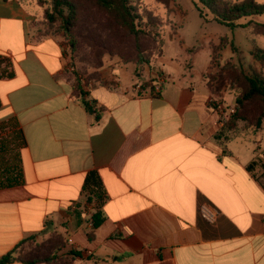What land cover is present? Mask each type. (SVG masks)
<instances>
[{"label":"crops","instance_id":"0c3cea01","mask_svg":"<svg viewBox=\"0 0 264 264\" xmlns=\"http://www.w3.org/2000/svg\"><path fill=\"white\" fill-rule=\"evenodd\" d=\"M37 13L0 0V54L13 67L0 78V123L14 120L26 141L24 183L0 189V258L56 235L73 264H264V121L214 125L211 62L202 74L162 58L154 69L115 66L80 97L70 46L39 38ZM160 70L168 80L152 95ZM91 171L103 202L84 192ZM202 204L219 211L215 224L200 217Z\"/></svg>","mask_w":264,"mask_h":264},{"label":"rangeland","instance_id":"374dc122","mask_svg":"<svg viewBox=\"0 0 264 264\" xmlns=\"http://www.w3.org/2000/svg\"><path fill=\"white\" fill-rule=\"evenodd\" d=\"M26 1L38 10L33 22L34 27L38 29V37L61 35L70 46L74 56L72 63L79 77L89 83H105L103 70L119 65L130 64L131 68L137 65V70L142 71L144 67L154 69L160 66L159 61L162 58L161 61L164 60L168 66L181 67V71L192 69L193 72L202 74L211 62L209 70L205 72L206 79L221 85L224 95L226 93L230 99L232 97V102H236L244 85H234L233 66H239L249 74L264 78L262 70L255 68L250 54L255 46L264 49V36L251 34L242 28L232 30L219 24L207 12L203 17L198 0H131L140 15L139 27L142 33L137 36L124 30L110 32L106 27V13L98 9L93 0H75L81 16L72 35L79 43L76 52H73L68 38L60 28L61 22L50 24L43 19L45 9L52 6V0ZM255 1L264 4V0ZM251 20L264 23V14L244 18L240 22L247 24ZM233 43L237 49L232 48ZM94 45L102 47L96 51L95 47L92 48ZM94 54L99 55L100 62H96ZM259 63L264 66V62ZM175 73L173 71V75ZM259 114L260 103L251 101L246 103L238 119L246 118L248 122H255ZM51 239L56 245L55 241L59 238L54 235ZM52 243H46V240H32L23 246L16 256L36 262L46 258L49 261L46 264H73V256H70L72 254L69 251L53 255Z\"/></svg>","mask_w":264,"mask_h":264},{"label":"trees","instance_id":"16d2710c","mask_svg":"<svg viewBox=\"0 0 264 264\" xmlns=\"http://www.w3.org/2000/svg\"><path fill=\"white\" fill-rule=\"evenodd\" d=\"M96 3V7L104 11L108 20L106 21V27L110 29V32L115 33L119 31H126L130 35L137 36L142 33L139 27L140 15L133 5L131 0H93ZM201 5L200 13L203 17L206 16V12L213 16V19L219 24L225 25L232 30L242 28L251 32V34L257 36H264V23H259L254 20L243 24L240 21L244 18H254L264 14V4H260L255 0H198ZM43 19L50 24H55L57 21L61 22L60 28L64 31V35L68 38L73 52L79 48L78 41L74 38L73 32L78 26L81 19L79 15L78 5L75 0H52V6L46 8L44 11ZM45 21V22H46ZM80 37V36H79ZM95 50L98 51L102 46L94 45ZM233 49H237L235 45ZM251 54L260 62H264V49L257 46L254 47ZM96 62H100L101 59L98 54H94ZM74 60V56H72ZM232 69L235 73L234 85L238 86V83H242L243 90L240 96L236 99L235 105L237 108L236 114L229 122L228 127H235L237 122L243 121L246 124L260 128L264 121V78L257 74H249L243 68L239 66H233ZM71 72L75 75V89L79 93L80 97H84L87 94V87L89 82L86 80L81 81L78 71L73 66ZM13 75V67L10 59L5 55L0 54V78L11 77ZM209 80V79H208ZM209 83L212 87L213 94L218 96L222 93L221 85L214 81ZM151 89V94L155 92L154 80H151L147 84ZM251 101H258L260 103V114L256 118L255 122H248L246 118H240L239 114L244 111L246 103ZM1 105V100H0ZM85 105L88 104L85 102ZM97 112V116H98ZM238 119V120H237ZM26 145L25 137L18 128L17 123L11 120L6 123H0V189L10 188L21 185L24 183V172L21 167L20 150ZM84 192L86 195L95 197L101 202L104 201L103 184L99 174L96 171L88 173L85 184ZM104 221V218L100 212H97L93 216L94 227L97 228ZM59 239L56 245L52 243V239L46 241L51 242L53 247V255L58 254V251L64 249L66 244L64 238L57 236ZM32 239H26L17 245L11 252L0 258V264H13L15 262H22L24 264H46L49 261L44 258L43 260L36 262L32 259L18 258L16 254L23 246ZM46 251H48L46 249ZM73 255L78 256V253L73 252ZM47 257V256H46ZM53 257V256H52ZM53 259V258H51Z\"/></svg>","mask_w":264,"mask_h":264},{"label":"built area","instance_id":"2783aa9c","mask_svg":"<svg viewBox=\"0 0 264 264\" xmlns=\"http://www.w3.org/2000/svg\"><path fill=\"white\" fill-rule=\"evenodd\" d=\"M81 81H84L83 78H80ZM168 80L167 75L163 70H160L156 73V77L154 80L155 93L159 91L160 85L166 83ZM137 89L141 90V86L137 85ZM209 105L215 110L218 118L214 122V125L217 128H224L228 122L233 118L236 114L237 108L235 104L226 105L222 98H219L215 95L209 98ZM199 215L202 219L207 221L210 224H215L218 219L219 211L208 204H202L199 207Z\"/></svg>","mask_w":264,"mask_h":264}]
</instances>
